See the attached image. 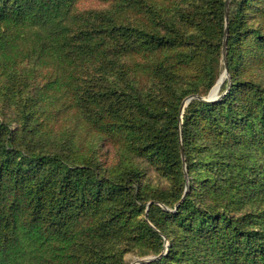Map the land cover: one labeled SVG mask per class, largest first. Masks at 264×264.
Wrapping results in <instances>:
<instances>
[{
  "label": "trees",
  "instance_id": "trees-1",
  "mask_svg": "<svg viewBox=\"0 0 264 264\" xmlns=\"http://www.w3.org/2000/svg\"><path fill=\"white\" fill-rule=\"evenodd\" d=\"M226 1L0 0V264H264V0Z\"/></svg>",
  "mask_w": 264,
  "mask_h": 264
},
{
  "label": "water",
  "instance_id": "water-1",
  "mask_svg": "<svg viewBox=\"0 0 264 264\" xmlns=\"http://www.w3.org/2000/svg\"><path fill=\"white\" fill-rule=\"evenodd\" d=\"M229 5H230V0H227V1H226V11H225V13H226V20H227V21H228V18H229ZM226 34H228V28H226ZM223 57H224V62H225V73L221 76V78L219 79V81L217 82V84H218L219 82L222 83L223 80H224V78H225L226 76H228V66H227V38H225L224 45H223ZM214 87H215V86H214ZM214 87H213V89H214ZM213 89L211 90L209 96H207V97H203V96L197 94V95H192V96H190L189 98H187V99L183 102V104H182V114H183V112H184V108H185V106H186V105L190 102V100L193 99V98H198V99H201V100H207V101H213V100L217 99V98H218L217 95H216V94H213ZM180 135H181V132H180ZM182 156H183V158L185 157L183 147H182ZM186 177H187V173H186ZM178 205H179V204H178ZM178 205H177V207H178ZM142 261H144V260H140L139 262H142Z\"/></svg>",
  "mask_w": 264,
  "mask_h": 264
},
{
  "label": "rangeland",
  "instance_id": "rangeland-1",
  "mask_svg": "<svg viewBox=\"0 0 264 264\" xmlns=\"http://www.w3.org/2000/svg\"><path fill=\"white\" fill-rule=\"evenodd\" d=\"M101 2H104V0H82V2L80 3V7H82V8H84V7H92V5H97V4H100ZM223 58V62H224V57H222ZM224 64H225V62H224ZM225 73V70L223 71V74ZM222 74V75H223ZM221 75V76H222ZM221 78V77H220ZM226 78V77H225ZM219 81V80H218ZM217 81V82H218ZM217 84V83H216ZM215 84V85H216ZM214 85V86H215ZM213 86V87H214ZM213 87L210 89V91L206 94V95H202L203 97H207V96H209V94H210V92H211V90L213 89ZM221 87V86H220ZM220 89L219 88H217L216 90H215V92H213V94H216L217 95V97H219V95H220ZM184 159V162H185V157L183 158ZM154 256H144V257H141V256H138L137 254H134V253H132V252H128L126 255H125V258H126V260L130 263V264H139L140 262V260H144V261H146V260H150V258H153Z\"/></svg>",
  "mask_w": 264,
  "mask_h": 264
},
{
  "label": "bare ground",
  "instance_id": "bare-ground-1",
  "mask_svg": "<svg viewBox=\"0 0 264 264\" xmlns=\"http://www.w3.org/2000/svg\"><path fill=\"white\" fill-rule=\"evenodd\" d=\"M219 86H220V85H218L216 88H214L213 92H215V90H216L217 88H219Z\"/></svg>",
  "mask_w": 264,
  "mask_h": 264
}]
</instances>
